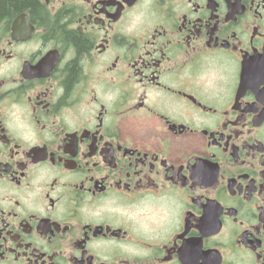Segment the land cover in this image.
<instances>
[{"label": "flooded vegetation", "instance_id": "1", "mask_svg": "<svg viewBox=\"0 0 264 264\" xmlns=\"http://www.w3.org/2000/svg\"><path fill=\"white\" fill-rule=\"evenodd\" d=\"M0 264H264V0H0Z\"/></svg>", "mask_w": 264, "mask_h": 264}]
</instances>
